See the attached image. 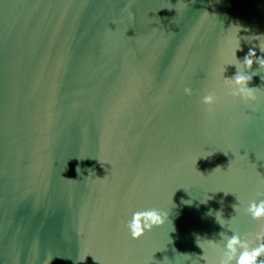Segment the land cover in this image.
Segmentation results:
<instances>
[{"label":"water","instance_id":"95a60500","mask_svg":"<svg viewBox=\"0 0 264 264\" xmlns=\"http://www.w3.org/2000/svg\"><path fill=\"white\" fill-rule=\"evenodd\" d=\"M260 48L264 0H0V264L262 260Z\"/></svg>","mask_w":264,"mask_h":264},{"label":"clouds","instance_id":"9594fccd","mask_svg":"<svg viewBox=\"0 0 264 264\" xmlns=\"http://www.w3.org/2000/svg\"><path fill=\"white\" fill-rule=\"evenodd\" d=\"M261 52H264V48H260ZM255 52H250L248 56L245 57L243 64L247 68H251L254 58ZM256 62L260 65V67H264V57H260L256 60ZM250 75H246L241 73L239 70L237 71L236 75L232 77V79L241 84L242 91L244 92L246 98L248 99H255V89L248 86V82L251 80ZM210 97H205V102H209ZM261 204H264V201H261ZM250 211L251 207H250ZM146 213H150V219L152 221L151 224H136L134 223V219L137 216V213H133V219L129 220L126 224V228L131 236L132 239H139L142 235H144L145 231L150 230L152 226H159L162 225L165 221L166 214L161 213L157 209H146ZM252 215L254 218L259 216V212L252 211ZM143 219V217H142ZM235 264H264V261H261V252L259 249L250 250L248 249H240L239 254L234 257ZM228 264H232L231 261Z\"/></svg>","mask_w":264,"mask_h":264},{"label":"trees","instance_id":"16d2710c","mask_svg":"<svg viewBox=\"0 0 264 264\" xmlns=\"http://www.w3.org/2000/svg\"><path fill=\"white\" fill-rule=\"evenodd\" d=\"M261 261H264V258Z\"/></svg>","mask_w":264,"mask_h":264}]
</instances>
